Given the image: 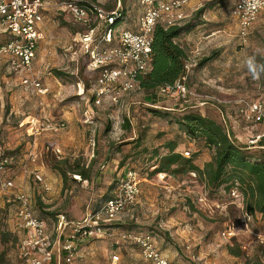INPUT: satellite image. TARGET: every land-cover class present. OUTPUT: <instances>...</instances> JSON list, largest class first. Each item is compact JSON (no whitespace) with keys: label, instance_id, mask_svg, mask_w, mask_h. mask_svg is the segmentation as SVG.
Returning a JSON list of instances; mask_svg holds the SVG:
<instances>
[{"label":"rangeland","instance_id":"1","mask_svg":"<svg viewBox=\"0 0 264 264\" xmlns=\"http://www.w3.org/2000/svg\"><path fill=\"white\" fill-rule=\"evenodd\" d=\"M44 1L50 7L46 40L35 67L47 95L37 97L0 64V148L9 162L0 177V264H32L35 259L19 226L20 193L29 196L34 215L45 220L56 242L59 216L82 221L88 211L98 210L117 194L129 170L141 177L135 207L111 224L105 236L81 238L73 264H153L138 246L122 239L124 233L152 235L171 264H264V217L245 220L242 198L234 200L225 187L215 190L193 174H154L159 165L154 151L167 155L163 147L172 140L179 144L177 152L201 169L212 161L214 153L204 142L190 139L177 124L192 111L223 125L253 156L263 155L259 142L251 143L264 128L242 117L239 102L264 101V16L244 40L232 16L235 0L193 1L183 23L190 31L177 40L188 52L182 83L192 95L170 96L160 90L153 107L145 104L146 92L137 88L118 104L104 97V103L95 106L97 75L88 70L77 43L87 28L60 10L68 0ZM72 1L124 11L127 23L117 30L134 27L143 12L141 0ZM7 41L0 27V44ZM153 109L166 114L156 116ZM85 114L94 119L87 125ZM59 119H65L66 129L44 130L48 121ZM82 172L89 180L79 176ZM8 182L13 187L6 189ZM228 231L235 237H224ZM59 242L67 244L64 238ZM65 259L61 251L52 264H67Z\"/></svg>","mask_w":264,"mask_h":264},{"label":"built area","instance_id":"2","mask_svg":"<svg viewBox=\"0 0 264 264\" xmlns=\"http://www.w3.org/2000/svg\"><path fill=\"white\" fill-rule=\"evenodd\" d=\"M193 1L141 0L143 12L136 25L119 30L116 29L121 24L119 9L108 12L90 1L68 0L61 4V11L70 15L76 24L87 28L86 33L78 34L77 43L81 45L82 53L88 61V70L97 75L99 91L94 98L95 106L102 105L104 97L118 104L124 95L136 91L140 85L139 79L152 69L156 27L182 26L187 20L185 9ZM48 8L44 0H0V27L8 36V41L0 44V64L6 65L10 74L20 80L23 87L40 98L46 96L48 90L44 88L35 65L40 45L46 40L43 26L44 12ZM232 16L239 25L240 37L245 40L255 23L264 16V0H235ZM162 92L170 96L192 95L182 81L173 87L164 88ZM239 107L246 121L255 126L264 125V101L253 103L242 100ZM85 116L84 123L87 124L90 119L88 114ZM44 126V130L51 133H60L66 129L64 122L48 121ZM262 140L264 134L251 144L257 146ZM186 155L189 156V153ZM8 164L0 148V177L4 175ZM36 179L43 182L39 175ZM120 184L113 198L100 209L88 211L82 221H68L65 216H59V240L56 242L49 235L45 220L34 215L29 196L20 193L17 196L19 226L27 235L26 248L35 253L32 264H52L56 253L61 251L66 254V263L73 264L78 250L76 244L81 238L105 236L111 224L119 222L121 217L130 213L140 195L141 177L137 171L129 170ZM4 187L12 188L13 183L8 182ZM230 194L234 200L242 198L238 185ZM245 220L251 222L252 217L246 215ZM67 230H70L68 236ZM223 236L231 239L235 234L228 231ZM121 237L138 246L143 257L153 264H171L152 235L124 233ZM63 238L67 240L66 245L59 242ZM261 244L264 246V239Z\"/></svg>","mask_w":264,"mask_h":264},{"label":"trees","instance_id":"3","mask_svg":"<svg viewBox=\"0 0 264 264\" xmlns=\"http://www.w3.org/2000/svg\"><path fill=\"white\" fill-rule=\"evenodd\" d=\"M120 15V23H127L124 11L121 10ZM189 31L190 27L183 25L171 28L162 25L156 27L152 69L139 79L138 88L146 92L145 104L155 107L160 90L173 87L185 78L189 56L177 40ZM151 112L160 117L166 114L160 109H153ZM177 124L180 131L190 139L203 141L205 147L214 153L213 159L201 169L195 164L194 159H186L177 152L179 144L176 140H172L163 147L168 150L167 155L160 157L159 150L154 151V157H158L159 163L154 174L174 176L193 174L215 190L225 187L228 192L238 185L246 215L252 218L258 215L264 217V153L261 157L253 156L249 153L248 147L239 143L231 133L226 132L223 125L198 112H188L177 120ZM259 126L264 128V125ZM258 148L264 151V140L259 142ZM79 176L85 181L89 180L84 172ZM261 246L264 248L262 244ZM231 252L234 256H240L239 253Z\"/></svg>","mask_w":264,"mask_h":264},{"label":"crops","instance_id":"4","mask_svg":"<svg viewBox=\"0 0 264 264\" xmlns=\"http://www.w3.org/2000/svg\"><path fill=\"white\" fill-rule=\"evenodd\" d=\"M191 7V5L189 4V6L187 7V8H190ZM50 8V7H49ZM49 8H48V10H46L45 12H44V15H45V18H46V14L49 12ZM186 8V9H187ZM45 26H46V24H45V22H44V26H43V29L45 28ZM129 27H132V26H129ZM45 31V30H44ZM89 116V115H88ZM89 119H90V122H91V120H94L92 117L90 118L89 117ZM59 120H61V122H64L65 124H66V122L64 121L65 119H59ZM63 120V121H62ZM84 121H85V119H84ZM83 121V122H84ZM89 122V123H90ZM88 124V123H87ZM86 123H84V125H87ZM93 124V123H92ZM33 126V125H32ZM66 126H67V124H66ZM86 216V215H85Z\"/></svg>","mask_w":264,"mask_h":264},{"label":"clouds","instance_id":"5","mask_svg":"<svg viewBox=\"0 0 264 264\" xmlns=\"http://www.w3.org/2000/svg\"><path fill=\"white\" fill-rule=\"evenodd\" d=\"M249 64H251V61H249Z\"/></svg>","mask_w":264,"mask_h":264}]
</instances>
